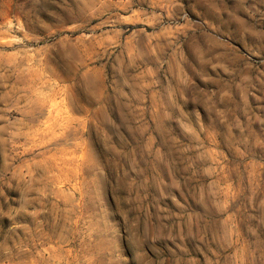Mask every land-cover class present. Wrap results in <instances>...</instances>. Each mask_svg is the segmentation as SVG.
<instances>
[{
    "label": "rangeland",
    "instance_id": "obj_1",
    "mask_svg": "<svg viewBox=\"0 0 264 264\" xmlns=\"http://www.w3.org/2000/svg\"><path fill=\"white\" fill-rule=\"evenodd\" d=\"M0 264H264V0H0Z\"/></svg>",
    "mask_w": 264,
    "mask_h": 264
}]
</instances>
